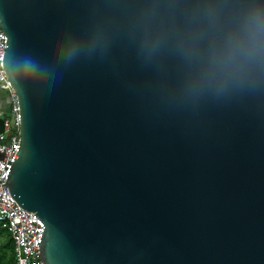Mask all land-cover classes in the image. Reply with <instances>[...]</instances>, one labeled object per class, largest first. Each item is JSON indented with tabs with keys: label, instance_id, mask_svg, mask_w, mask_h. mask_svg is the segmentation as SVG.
Wrapping results in <instances>:
<instances>
[{
	"label": "water",
	"instance_id": "water-1",
	"mask_svg": "<svg viewBox=\"0 0 264 264\" xmlns=\"http://www.w3.org/2000/svg\"><path fill=\"white\" fill-rule=\"evenodd\" d=\"M253 16L264 0H0V189L43 226L40 264H264V72L193 88Z\"/></svg>",
	"mask_w": 264,
	"mask_h": 264
},
{
	"label": "clouds",
	"instance_id": "clouds-1",
	"mask_svg": "<svg viewBox=\"0 0 264 264\" xmlns=\"http://www.w3.org/2000/svg\"><path fill=\"white\" fill-rule=\"evenodd\" d=\"M214 17L215 11L210 10ZM158 40L149 42L148 47L155 51ZM182 54L188 59L194 58V52L188 42L181 40ZM69 55H72L70 53ZM31 68V65L28 66ZM264 72V24L259 16L246 17L237 30H229L224 37L222 48L213 46L209 50L207 72L201 77L197 87L223 89L229 83H242Z\"/></svg>",
	"mask_w": 264,
	"mask_h": 264
},
{
	"label": "built area",
	"instance_id": "built-area-1",
	"mask_svg": "<svg viewBox=\"0 0 264 264\" xmlns=\"http://www.w3.org/2000/svg\"><path fill=\"white\" fill-rule=\"evenodd\" d=\"M4 42L0 31V58ZM0 92L5 93L8 100L6 112L0 113V186H2L12 160H16L14 154L19 147V124L16 99L1 71V63ZM0 228L5 229L10 236L15 264L41 263L37 248L43 226L32 215L29 216L15 205L5 187L0 189Z\"/></svg>",
	"mask_w": 264,
	"mask_h": 264
},
{
	"label": "trees",
	"instance_id": "trees-1",
	"mask_svg": "<svg viewBox=\"0 0 264 264\" xmlns=\"http://www.w3.org/2000/svg\"><path fill=\"white\" fill-rule=\"evenodd\" d=\"M1 131V123H0ZM0 264H15L13 255V244L5 229L0 228Z\"/></svg>",
	"mask_w": 264,
	"mask_h": 264
},
{
	"label": "crops",
	"instance_id": "crops-1",
	"mask_svg": "<svg viewBox=\"0 0 264 264\" xmlns=\"http://www.w3.org/2000/svg\"><path fill=\"white\" fill-rule=\"evenodd\" d=\"M8 108V100L6 96L0 92V113H5Z\"/></svg>",
	"mask_w": 264,
	"mask_h": 264
},
{
	"label": "rangeland",
	"instance_id": "rangeland-1",
	"mask_svg": "<svg viewBox=\"0 0 264 264\" xmlns=\"http://www.w3.org/2000/svg\"><path fill=\"white\" fill-rule=\"evenodd\" d=\"M1 93H3V92H1ZM5 96H6V98H7V95L5 94V93H3ZM0 243H1V241H0Z\"/></svg>",
	"mask_w": 264,
	"mask_h": 264
}]
</instances>
